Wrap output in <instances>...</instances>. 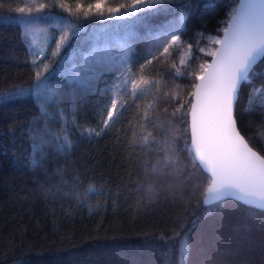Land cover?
<instances>
[{
	"label": "trees",
	"instance_id": "trees-1",
	"mask_svg": "<svg viewBox=\"0 0 264 264\" xmlns=\"http://www.w3.org/2000/svg\"><path fill=\"white\" fill-rule=\"evenodd\" d=\"M97 2L107 16L133 0H0V264H264V211L206 206L209 175L191 150L187 101L234 0H172L140 22L94 8L85 19ZM29 8L38 25L21 22ZM68 20L79 31L53 55ZM121 77L150 83L133 96ZM262 103L264 75H253L235 119L264 156ZM162 141L174 151L157 150Z\"/></svg>",
	"mask_w": 264,
	"mask_h": 264
},
{
	"label": "snow or ice",
	"instance_id": "snow-or-ice-1",
	"mask_svg": "<svg viewBox=\"0 0 264 264\" xmlns=\"http://www.w3.org/2000/svg\"><path fill=\"white\" fill-rule=\"evenodd\" d=\"M170 2L172 0H133L130 5L121 6L124 8L123 12L120 8H108L107 16L103 2H97L94 5L90 4L83 12V16L87 19L94 8V14L100 19L117 18L140 22L143 20L140 13L160 11L161 5ZM234 3L235 6L229 13L230 18L223 29V37L212 40V43L219 47L208 53L214 59L212 64L203 67L204 74L199 77L201 83L195 86L196 90L192 93L194 102L187 101L191 104L192 147L202 169L210 174L205 177L207 183L203 201L205 204L232 196L264 210V156L249 147L248 142L237 130L233 115V105L238 98L241 83H251L253 75H264L253 70V65L264 57V0H234ZM45 7L46 5L41 4L36 10L37 13L42 12ZM59 7L64 8V5L60 4ZM19 11L23 13L25 9L21 8ZM67 11L71 13V9ZM41 19V16L33 15L29 8L28 15L21 17V22L26 26H35ZM60 31L62 34L59 42H56L57 51L53 55H58L60 48L66 46L79 29L68 20ZM171 36V46H177L180 43V36L175 33H171ZM163 51L171 55L168 47H164ZM153 59L156 57L154 56ZM181 63L184 61L182 60ZM45 70L47 71V65ZM42 75L41 72L36 73L38 81L36 88L49 92V99L54 98L57 93L47 88V77L41 79ZM121 80L124 85L129 86L128 90L133 96L142 94L143 86L150 83L144 79L137 82L130 77L128 79L121 77ZM258 91L260 89H254L253 93ZM252 95L250 93V106L247 111L253 110ZM118 103L117 99H112L111 109L107 112V119L104 121L105 126L118 113ZM120 107L122 108L123 105ZM259 107L264 108V103ZM180 110V108L176 109L173 115ZM143 139L147 141L148 137ZM64 143L67 145L68 141L65 140ZM161 143L164 144V148L157 150L174 151L168 141ZM169 162H171L170 157L166 160V163Z\"/></svg>",
	"mask_w": 264,
	"mask_h": 264
},
{
	"label": "water",
	"instance_id": "water-1",
	"mask_svg": "<svg viewBox=\"0 0 264 264\" xmlns=\"http://www.w3.org/2000/svg\"><path fill=\"white\" fill-rule=\"evenodd\" d=\"M223 37V36H222ZM221 37V38H222ZM219 47V45L217 46V48ZM213 59H214V57L212 58V60L210 61V63H209V65L210 64H212V62H213ZM264 59V57H261L254 65H253V69L262 61ZM204 74V73H203ZM251 74V73H250ZM201 83V81H200V79L198 80V82H197V84H200ZM196 84V85H197ZM243 84H244V82H242L241 83V85L239 86V89H238V95H239V92H240V90H241V87L243 86ZM195 90H196V88H195ZM195 90H194V92H195ZM237 100H238V98H237ZM237 100L236 101H234V105H233V115H234V118H235V106H236V103H237ZM193 102H194V98H193ZM191 122H192V118H191V109H190V135H191ZM237 125V124H236ZM237 130H238V127H237ZM239 131V130H238ZM241 134V133H240ZM242 135V134H241ZM245 139V138H244ZM245 141H246V139H245ZM247 142V141H246ZM249 147H251L250 145H249ZM191 150H192V152H193V154H194V156H195V152H194V149H193V147H192V136H191ZM253 151H255L254 149H253ZM258 153V152H257ZM259 154V153H258ZM260 155V154H259ZM195 158H196V156H195ZM196 160H197V162L199 163V160L196 158ZM199 165H200V163H199ZM201 166V165H200ZM201 168H202V166H201ZM206 172V171H205ZM207 173V172H206ZM208 175H210L209 173H207ZM204 199H205V197H204ZM224 200H235V201H238V202H241V203H243V204H245V205H247V206H249V207H253V208H255V209H258V210H261V211H264V210H262V209H259V208H257L255 205H249V204H246V203H244L242 200H239V199H237L236 197H232V196H229V197H224L222 200H220V201H215V202H213V203H211V204H205L206 206H211V205H214V204H217V203H220V202H222V201H224Z\"/></svg>",
	"mask_w": 264,
	"mask_h": 264
},
{
	"label": "bare ground",
	"instance_id": "bare-ground-1",
	"mask_svg": "<svg viewBox=\"0 0 264 264\" xmlns=\"http://www.w3.org/2000/svg\"><path fill=\"white\" fill-rule=\"evenodd\" d=\"M131 78V77H130Z\"/></svg>",
	"mask_w": 264,
	"mask_h": 264
}]
</instances>
